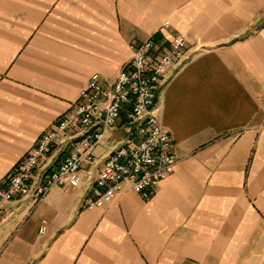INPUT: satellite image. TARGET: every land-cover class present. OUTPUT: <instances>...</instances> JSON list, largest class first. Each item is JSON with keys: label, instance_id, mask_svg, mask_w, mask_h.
I'll return each instance as SVG.
<instances>
[{"label": "crops", "instance_id": "obj_1", "mask_svg": "<svg viewBox=\"0 0 264 264\" xmlns=\"http://www.w3.org/2000/svg\"><path fill=\"white\" fill-rule=\"evenodd\" d=\"M175 35L190 57L158 93L173 173L148 199L86 207L83 182L4 203L0 264H264V0H0V183L92 73L111 82L130 44L160 54ZM125 137L106 130L87 168ZM65 139L35 179L68 155Z\"/></svg>", "mask_w": 264, "mask_h": 264}, {"label": "built area", "instance_id": "obj_2", "mask_svg": "<svg viewBox=\"0 0 264 264\" xmlns=\"http://www.w3.org/2000/svg\"><path fill=\"white\" fill-rule=\"evenodd\" d=\"M130 48L131 56L115 79L105 81L92 73L75 103L14 165L0 183V208L16 198L25 199L33 207L51 187H75L83 182L89 185L86 207L103 206L125 190L148 199L152 189L173 173L176 158L171 139L160 124L158 93L173 69L190 57L186 40L175 35L168 49L160 54H156L151 39L130 44ZM117 125L123 126L125 139L105 155L92 173L87 166L95 161L93 148L106 130ZM69 134H74L75 142L68 155L35 179L39 158L53 145L67 147L65 137ZM44 230L43 222L39 232Z\"/></svg>", "mask_w": 264, "mask_h": 264}]
</instances>
